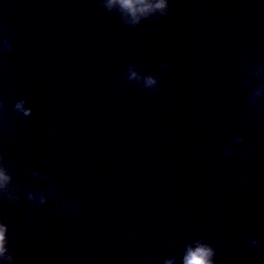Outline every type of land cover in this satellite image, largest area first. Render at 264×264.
<instances>
[{
  "label": "water",
  "instance_id": "1",
  "mask_svg": "<svg viewBox=\"0 0 264 264\" xmlns=\"http://www.w3.org/2000/svg\"><path fill=\"white\" fill-rule=\"evenodd\" d=\"M168 3L0 0L10 264H264V0Z\"/></svg>",
  "mask_w": 264,
  "mask_h": 264
},
{
  "label": "clouds",
  "instance_id": "2",
  "mask_svg": "<svg viewBox=\"0 0 264 264\" xmlns=\"http://www.w3.org/2000/svg\"><path fill=\"white\" fill-rule=\"evenodd\" d=\"M106 7L109 10L119 9L126 16H130L131 23H139L142 18H146L156 12L166 13L169 3L168 0H106ZM5 50L11 48L7 39L0 41ZM132 79H139L135 71L131 74ZM158 83L152 77L146 79V85L151 87ZM26 102H20L16 105L17 109L23 111L25 115H31L32 111L25 107ZM2 107V105H0ZM11 176L4 167H0V190H6L11 182ZM44 203V200H41ZM9 229L8 225L0 222V264H10L12 257L9 256ZM215 249L206 243L197 242L194 247L190 246L183 258V264H215ZM167 264H173L169 260Z\"/></svg>",
  "mask_w": 264,
  "mask_h": 264
}]
</instances>
